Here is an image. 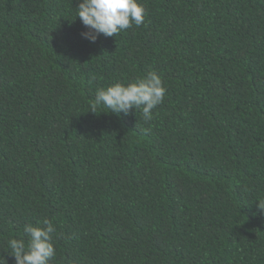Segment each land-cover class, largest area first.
<instances>
[{
	"label": "trees",
	"instance_id": "16d2710c",
	"mask_svg": "<svg viewBox=\"0 0 264 264\" xmlns=\"http://www.w3.org/2000/svg\"><path fill=\"white\" fill-rule=\"evenodd\" d=\"M78 2L0 0V258L47 218L50 264H264V0H139L95 43ZM150 71L151 121L93 108Z\"/></svg>",
	"mask_w": 264,
	"mask_h": 264
},
{
	"label": "clouds",
	"instance_id": "9594fccd",
	"mask_svg": "<svg viewBox=\"0 0 264 264\" xmlns=\"http://www.w3.org/2000/svg\"><path fill=\"white\" fill-rule=\"evenodd\" d=\"M76 17L86 31L82 38L95 43L100 35L117 36L121 31L139 27L145 21V8L139 0H79ZM167 89L161 76L150 71L145 76L127 84L116 82L107 88L97 89L93 108L103 106L110 113L127 115L130 110L140 109L145 122L153 119V109L163 103ZM106 112V113H107ZM257 212L264 214V200L257 199ZM54 224L45 218L42 225L24 226L28 239L12 238L7 241L15 264H50L56 255L53 244ZM0 264H7L2 256Z\"/></svg>",
	"mask_w": 264,
	"mask_h": 264
}]
</instances>
